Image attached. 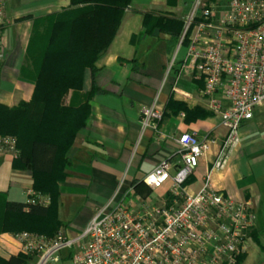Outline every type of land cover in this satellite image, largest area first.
<instances>
[{"label": "crops", "instance_id": "obj_1", "mask_svg": "<svg viewBox=\"0 0 264 264\" xmlns=\"http://www.w3.org/2000/svg\"><path fill=\"white\" fill-rule=\"evenodd\" d=\"M5 1L0 104L13 108L32 101L34 78L33 71H28V59L49 26L47 19L74 7L70 0ZM196 1L131 0L113 40L95 61V71L87 70L82 88L63 96L62 107L88 103L90 113L64 152L66 164L57 182L55 217L67 237L78 235L119 184L125 191L142 181L161 160L178 162L177 139L182 132H196L199 137L207 134L214 143L200 157L187 190L197 191L209 176L214 189L233 200L249 202L255 211V223L239 264H264V106L241 124L238 143L225 167L212 169L226 130L219 112L210 107L202 93V81L195 79L192 68L185 64V47L177 50L173 42ZM198 1L213 5L216 17L229 2ZM154 21L161 26L150 28ZM93 87L100 92L91 95ZM214 98L222 109L228 107L221 88ZM170 100L185 110L169 106ZM149 106L159 109L162 116L155 127L142 128L141 111ZM197 108L207 115H193ZM45 129L50 137L49 126ZM15 158L11 151L0 149V218L5 202L27 203L30 192L37 193L30 167L16 168ZM45 197L49 205L50 199ZM13 234L0 230L1 258L20 253ZM72 251H64L61 260H70ZM33 262L31 257L25 264Z\"/></svg>", "mask_w": 264, "mask_h": 264}, {"label": "built area", "instance_id": "obj_2", "mask_svg": "<svg viewBox=\"0 0 264 264\" xmlns=\"http://www.w3.org/2000/svg\"><path fill=\"white\" fill-rule=\"evenodd\" d=\"M5 2L0 0V64ZM182 46L186 66L202 81V93L226 130L212 161V169L221 170L238 143L241 124L264 106V0H229L219 17L213 5L197 0L183 20L177 50ZM220 88L225 109L214 98ZM161 116L155 106L144 107L142 128L155 127ZM177 143L179 161L161 160L142 180L154 200L133 196L132 186L123 191L119 184L74 237L61 228L51 236L14 233L20 253L31 256L32 264H58L65 250H74L72 264H237L246 252L255 211L249 202L214 189L209 176L197 191H188L186 181L214 141L186 131ZM14 145L13 138L0 136V149L16 157ZM28 203L47 205L48 198L30 192Z\"/></svg>", "mask_w": 264, "mask_h": 264}, {"label": "trees", "instance_id": "obj_3", "mask_svg": "<svg viewBox=\"0 0 264 264\" xmlns=\"http://www.w3.org/2000/svg\"><path fill=\"white\" fill-rule=\"evenodd\" d=\"M70 2L74 8L68 14H72V17L61 14L49 17V26L35 45L36 51L29 54L28 71H33L34 78L32 101L21 102L13 108L0 104V136H9L15 141L17 155L14 166L30 167L34 190L48 196L50 204L5 202L0 218L1 231H27L51 236L60 229L54 210L57 182L63 176L62 168L66 164L64 152L77 130L85 126L90 113L88 103L76 108H65L61 101L67 91L82 88L87 70L95 71V61L107 50L123 14L131 4V0ZM159 26L160 22L154 21L150 28ZM182 26L183 21L173 36L174 44L178 42ZM38 53L39 56L34 58ZM99 92L93 87L91 95ZM169 106L185 110L173 100L169 101ZM192 113L207 115L198 108ZM46 125L50 128V137L45 133ZM190 179L186 181L187 185ZM132 189L133 196L137 197L149 191L142 181L132 184ZM29 258L31 256L19 253L8 259L0 257V264H25Z\"/></svg>", "mask_w": 264, "mask_h": 264}, {"label": "rangeland", "instance_id": "obj_4", "mask_svg": "<svg viewBox=\"0 0 264 264\" xmlns=\"http://www.w3.org/2000/svg\"><path fill=\"white\" fill-rule=\"evenodd\" d=\"M69 12H70V10L69 11L65 10V11H63V13H60V14H61V16H65V17L67 16L68 18H71L72 17V14H68ZM39 54L40 53L35 54L34 55V58H36L37 56H39ZM142 193H143L142 194L143 195L142 197H147V196H150L152 194L150 190L149 191L146 190L145 192H142ZM153 196L154 195L152 194V196H150V197L154 200L156 196L154 198H153ZM65 251H67V250H65ZM58 264H72V262H71V260L68 259V260H61Z\"/></svg>", "mask_w": 264, "mask_h": 264}]
</instances>
